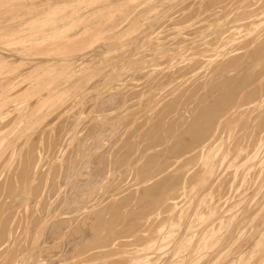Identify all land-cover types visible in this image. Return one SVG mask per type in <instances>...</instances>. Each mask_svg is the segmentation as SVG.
Returning a JSON list of instances; mask_svg holds the SVG:
<instances>
[{
	"label": "bare ground",
	"instance_id": "bare-ground-1",
	"mask_svg": "<svg viewBox=\"0 0 264 264\" xmlns=\"http://www.w3.org/2000/svg\"><path fill=\"white\" fill-rule=\"evenodd\" d=\"M127 1L137 0H0L1 173L3 170L8 172L17 163L14 172L10 170L0 178V201L8 196L12 199L8 204L4 200L9 207L3 205V200V204L0 203V264H264V0L258 8L238 11V16L230 21L229 26H216L220 31L217 35L213 32L215 41L204 42L202 48L198 45L194 51L191 50L195 46L191 50L186 47L173 49L174 52L168 50L173 52L168 54L170 58L193 61L194 65L189 62L193 70L200 71L215 61L220 73V79L216 74L218 80L212 78L213 75L209 80H201L203 76L199 74V78L196 74L200 81L193 82L194 86L189 84L193 86V95L195 91L203 90L202 94L199 93L202 98H199L204 104L200 107L196 104L200 109L193 108V104L192 112L188 111L194 114L196 121L192 124L190 119L189 125H185L186 117L184 127L190 126L186 130L187 135L183 125L180 126L182 135L177 132V126L183 119L178 122L179 116L174 115V119L170 116L182 94L191 90L187 83V89L181 87L184 89L182 92L177 90L184 83V78L177 79L186 76L180 71H176L175 77L170 73L173 76L164 84L171 81L175 84L167 87L163 95L158 96L157 91L154 96L135 95L136 98L141 96L138 98L145 103L141 108H135L138 104L130 105L131 108L134 106L132 109L128 108L129 105L124 106L123 95L122 98L115 94L106 97L100 92V96L106 98H102L101 103L98 100V104H102L99 108L102 107L105 113H100V121L97 115L99 122L90 124L92 120L90 123L88 120L86 124L85 120L80 125L90 124L89 127L84 126L88 129L83 136H75L80 119L84 117L79 112L76 114L74 111L76 117L68 122V126L62 116L67 112L58 111L54 114L57 118L53 119L52 115L49 120L48 115L59 108L74 88L71 83L77 77L76 70H73L76 56L91 50L97 41L106 38L101 30L92 31L91 22L112 19ZM158 14L159 10L156 16ZM77 28L83 30L76 34L74 30ZM122 38L121 34L115 35L110 42L123 46ZM235 44L238 47L234 48ZM3 51L9 54L4 55ZM164 53L161 52L162 55ZM170 62L168 66L172 64ZM223 71L230 73L224 72V75ZM93 72L85 71L78 78L89 81L95 75ZM106 80L104 77L103 82ZM207 88L209 92H204ZM211 88L215 89L214 95ZM189 93L191 95V91ZM87 94L83 91L80 95L83 98ZM185 98L181 99V104ZM195 100L192 99L191 103ZM129 109L130 112L125 114ZM184 115L182 112L181 116ZM238 129L249 130L242 131L240 136L236 135L241 132ZM95 132L99 133L97 137ZM84 140H92V144L88 142L91 144L88 151L78 146L85 143ZM77 147V150L84 151L82 156L75 151ZM46 152L57 154L59 163L46 172L44 169L50 166L47 162L49 166L42 173L38 168L44 165L41 160ZM107 154L115 157L113 163ZM108 159L116 172L119 171L118 174L113 172L114 169L111 171L117 177L113 183L127 171L134 173L135 178L131 185L127 183L130 189L127 186L120 194L106 195L109 202L102 205L105 199L101 203L94 193L97 188L103 189L106 179H109ZM51 169H54V174ZM58 173L63 175L62 183H59L65 188L61 198L58 196V203L64 204L60 212L63 215L59 217L56 210L37 214L38 222L32 220L37 225L34 222L30 226L34 225V230L22 220V224H15L17 208H21L28 219L29 211L42 201L44 186L53 179L55 186ZM53 175H57L56 179ZM220 185L225 190L218 196V188L217 192L215 188ZM215 192L217 197L213 195ZM11 203L19 207L9 211ZM79 212L82 220L80 218L75 224L73 221L79 219ZM101 230L103 235L107 231L105 237L99 235ZM75 232H78L75 238L84 232L85 239L72 240ZM28 233H31L30 237ZM41 236L48 238L40 245ZM64 236H68V240ZM58 247H65V253L58 251ZM37 256H42V259Z\"/></svg>",
	"mask_w": 264,
	"mask_h": 264
},
{
	"label": "rangeland",
	"instance_id": "rangeland-1",
	"mask_svg": "<svg viewBox=\"0 0 264 264\" xmlns=\"http://www.w3.org/2000/svg\"><path fill=\"white\" fill-rule=\"evenodd\" d=\"M206 1H207V3H206ZM209 1V2H208ZM229 1V2H228ZM236 1V2H235ZM239 1V2H238ZM243 1V2H242ZM189 2V3H188ZM206 4H205V3ZM228 2V3H227ZM238 2V3H237ZM248 2V3H247ZM260 2H262L261 0H177V1H173V0H137V1H131V2H126L125 3V5H123V6H121L122 8H121V11H117V13L112 17V19H110V18H105V19H101V20H99V19H96L95 21H93V22H91V27H92V31H96V30H98V31H100L101 30V32L104 34V36L106 37L105 39H102V40H100V41H97L95 44H94V46L93 47H91L90 49L91 50H86L85 51V53L84 54H82V55H78V56H76V58H75V60H74V68H73V70L76 72V74H77V77H76V79H75V81L73 82V83H71V85L73 84V86H74V88L72 89V91L66 96L67 98H65L64 99V101L62 102V104L59 106V108L57 109V110H55L54 112H52V113H50L49 115H48V118L49 117H51L52 115H53V117H54V114L56 113V114H58L57 112L59 111H61V113H66L67 112V114L68 115H70V114H72L71 112H76V114H78V112H79V114H81V115H83L84 117L82 118L81 117V119H80V123H79V125H78V128L76 129V131H75V136H78V137H80L82 134H85L84 133V131L86 132V130L88 129V125H90V124H93V122H95V121H98V117H97V115L99 116V121H100V116H102L101 114H103V113H105L104 111V109L101 107V108H99V106H102V104H100L102 101H103V99L102 98H106L108 95H114L115 94V96L117 95H121V98H122V95H123V98H122V100H123V104H124V106H128V108H130V109H132L131 108V106L130 105H133V104H138V105H136V109L137 108H141V107H143V105L145 104L142 100H141V96H146V95H153V94H156L155 92L157 91L158 93V96L159 95H163L164 94V92L166 91L167 92V90H168V88L167 87H171V85H173V84H175V81H171V83L170 84H167V85H165L164 84V82H166L167 81V79H171V77L170 76H173L174 75V77L176 76L175 74L177 73V72H179L180 71V73L181 74H186V76H183V77H181V78H179V79H177V80H180V79H183V81H184V83L177 89L179 92H182V90H184V89H187V86L189 85V84H191V85H193L194 86V84H193V82H197V81H200V80H198L200 77H202L203 76V79L202 78H200L201 80H204V79H206L207 78V80H209L208 78H211V75H213L212 76V78L213 77H216L218 74H220L219 73V69H218V66H217V63L215 62V61H213V64H212V62L210 63V64H212V65H208V66H205V67H203V69H200V71L199 70H193L192 68H193V66H192V64L191 63H193V61H183V60H178V59H176V58H170L169 56H168V54L169 53H173L174 52V50L176 51V49L178 50L179 48L178 47H186L188 50H191V47L193 48L194 46H195V48L194 49H192L191 51H194L195 49H197L198 47V45L200 46V48H202L203 46H205V45H202L204 42H213V41H215L214 39H216L215 37H216V35H217V33L220 31V28H219V30L217 29V27L221 24L222 25V28L223 27H225V26H229V23H230V21L233 19V18H235V17H237L238 16V11H239V13H241V11H244V9H253V8H258V5L259 4H261ZM171 3V4H170ZM203 3H204V6H207V9H205V7L203 6ZM216 3V4H215ZM188 4H189V6H188ZM213 4V5H212ZM228 4V5H227ZM173 5V6H172ZM219 5V6H218ZM184 6H185V8H184ZM210 6V7H209ZM243 6V7H242ZM245 6V7H244ZM179 7V8H178ZM241 7V8H240ZM250 7V8H249ZM253 7V8H252ZM202 8H204V10L202 9ZM217 9V10H216ZM158 10H159V14L156 16V13H158ZM205 11V12H203V11ZM256 10V9H255ZM202 11V12H201ZM227 11V12H226ZM260 11V10H259ZM258 10H257V12H259ZM165 12V13H164ZM194 12V13H193ZM212 12V13H211ZM155 13V14H154ZM201 13V14H200ZM224 13V14H223ZM163 14H165L166 16H164ZM162 15H163V18L161 19V17H162ZM184 15H186V17L184 16ZM191 15V16H190ZM223 15V16H222ZM168 16V17H167ZM220 17V18H219ZM160 18V19H159ZM214 18V19H213ZM219 18V19H218ZM218 19V20H217ZM186 20V21H185ZM222 20V21H221ZM184 21V22H183ZM211 21V22H210ZM219 21H221L219 24H218V22ZM180 22V23H179ZM187 22V23H186ZM184 23V24H183ZM225 24V25H224ZM167 25V26H166ZM135 28H134V27ZM149 26V27H148ZM205 26H206V28H205ZM217 26V27H216ZM129 27H132V29L131 28H129ZM198 27H200V28H198ZM128 28V29H127ZM138 28V29H137ZM209 28V29H208ZM215 28V29H214ZM131 29V30H130ZM137 29V30H136ZM202 31V32H200V30ZM203 29V30H202ZM205 29V30H204ZM213 29L215 30V31H213ZM83 29L82 28H77L76 30H74V32L76 33V34H78V33H80L81 31H82ZM126 30H127V32H126ZM217 30V31H216ZM130 31H132L131 33H132V35L130 36ZM133 31H134V33H133ZM130 34H129V33ZM172 32V33H171ZM176 32V33H175ZM182 32V33H181ZM188 32V33H187ZM193 32V33H192ZM216 34H214V33ZM170 33V34H169ZM184 33V34H183ZM190 33V34H189ZM191 33H192V35H191ZM119 34H121L122 35V39H123V42H125V44L122 46V45H120L119 43H111L110 42V40L115 36V35H119ZM126 34H129V35H126ZM180 34V35H179ZM126 35V36H125ZM169 35V36H168ZM191 35V36H190ZM125 36V37H124ZM164 37V38H163ZM200 37V38H199ZM127 38V39H126ZM197 38V39H196ZM126 39V40H125ZM179 41H178V40ZM189 39V40H188ZM203 39V40H202ZM158 40V41H157ZM178 42H182V43H178ZM167 41H168V43H167ZM193 43H192V42ZM171 42V43H170ZM167 43V44H166ZM177 43V44H176ZM192 43V44H191ZM116 44V45H115ZM119 44V45H118ZM165 46H164V45ZM173 44V45H172ZM175 44V45H174ZM158 45V46H157ZM160 46V47H159ZM255 46H257V45H255ZM259 46V45H258ZM197 47V48H196ZM234 48H236V47H238V44H235L234 46H233ZM232 47V48H233ZM163 48V50H161ZM157 49V50H156ZM170 49H172V51L173 52H168V50H170ZM174 49V50H173ZM158 50H160L159 52H158ZM237 50L238 49H236L235 51L237 52ZM241 50H243V49H241ZM155 51V52H154ZM157 51V52H156ZM171 51V50H170ZM239 51V50H238ZM161 52H166V54L164 53L163 55H164V57H166L167 56V59L166 58H164V57H162L163 55L161 54ZM186 52H188V51H186ZM240 52V51H239ZM242 52V51H241ZM151 53V54H150ZM159 53V54H158ZM189 53V52H188ZM3 54L4 55H8L9 53L8 52H6V51H3ZM148 54H150L149 56H148ZM166 55V56H165ZM141 58H140V57ZM83 57V58H82ZM158 57H159V59H158ZM77 58L79 59V60H77ZM81 58V59H80ZM155 58V59H154ZM137 59H138V61H137ZM148 59V60H147ZM165 60H166V63H165ZM170 60H172L171 62H170ZM175 60V61H174ZM78 61V62H77ZM182 61V62H181ZM111 62V63H110ZM169 62L170 63H172L170 66H172V67H170V66H168V64H169ZM185 62V63H184ZM187 62V63H186ZM189 62H191V63H189ZM214 62L216 63L215 65H214ZM218 62V61H217ZM139 63V64H138ZM144 63V64H143ZM155 63V64H154ZM162 63V64H161ZM189 64V65H188ZM73 65V64H72ZM173 65H175V66H173ZM177 65H178V67H179V69H178V67H177ZM182 67H181V66ZM186 65H188V66H186ZM193 65H194V63H193ZM128 66V67H127ZM131 66V67H130ZM153 66V67H152ZM158 66V67H157ZM165 66H167V67H169V68H167V67H165ZM135 67V68H134ZM137 67H138V69H137ZM148 67V68H147ZM161 67V68H160ZM175 67V68H174ZM208 67V68H207ZM82 68V69H81ZM158 68V69H157ZM164 68H166V69H168V70H165ZM181 68V69H180ZM184 68V69H183ZM188 68H190L189 70H188ZM210 68V69H209ZM126 69V70H125ZM134 69H136V70H134ZM147 69V70H146ZM157 69V70H156ZM176 69V70H175ZM183 69V70H182ZM206 69V70H205ZM213 69V70H212ZM98 70V71H97ZM142 70V71H141ZM145 70V71H144ZM185 70V72H183ZM205 70V71H204ZM210 70H212V72L210 71ZM216 70H218V71H216ZM85 71H94L92 74H95V75H92V77H91V79L89 80V81H87V80H82V79H79L78 78V76H80L81 74H83ZM123 71V72H122ZM128 71V72H127ZM150 71V72H149ZM160 71V72H159ZM163 71V72H162ZM177 71V72H176ZM193 71V72H192ZM199 71V72H198ZM214 71H216V72H218V73H216V72H214ZM220 71H222V70H220ZM146 72V73H145ZM162 72V73H161ZM166 72H168V76H166L167 75V73ZM206 72V73H205ZM214 72V73H213ZM224 72H227V73H230V71H223V73ZM100 73V74H99ZM112 73V74H111ZM138 73V74H137ZM141 73V74H140ZM150 73V74H149ZM152 73V74H151ZM158 73H159V75H158ZM165 74V76H163V78H162V75H164ZM170 73L172 74V73H174L173 75H170ZM222 73V74H223ZM231 73H233V71H231ZM104 74V75H103ZM127 74H129L128 76H127ZM137 74V75H136ZM148 74V75H147ZM178 74V73H177ZM191 74V75H190ZM197 74V75H196ZM200 74V75H199ZM202 74V75H201ZM215 74V75H214ZM217 74V75H216ZM100 75V76H99ZM120 75V76H119ZM141 75V76H140ZM199 77L198 79H197V77ZM199 75V76H198ZM224 75H225V73H224ZM224 75H222V76H224ZM106 77V81L105 82H103V79H104V77ZM111 76V77H110ZM135 76V77H134ZM146 76V77H145ZM156 76V77H155ZM160 76H161V78H160ZM194 76V77H193ZM206 76V77H205ZM141 79H140V78ZM152 77V80L150 81V78ZM153 77H155L154 79H153ZM167 77V78H166ZM169 77V78H168ZM196 77V78H195ZM94 78V79H93ZM99 78H102V79H99ZM125 78V79H124ZM166 78V79H165ZM173 78V77H172ZM187 78V79H186ZM195 78V79H194ZM161 79H162V81H161ZM186 79V80H185ZM192 79L194 80V81H192ZM215 79H217V77L215 78ZM218 79H220L219 78V75H218ZM217 79V80H218ZM81 80H82V82H81ZM97 80H100V82L98 81L97 82ZM114 80V81H113ZM119 80V81H118ZM121 80V81H120ZM146 80V81H145ZM147 80H149V83L150 82H152L151 84H153V85H151V84H149L148 83V81ZM154 80H155V82H154ZM161 82H160V81ZM176 80V81H177ZM191 80V81H190ZM196 80V81H195ZM186 81V82H185ZM96 82H97V84H96ZM111 82V83H110ZM163 84V86L165 85V87H163V86H161V84ZM163 82V83H162ZM192 82V83H191ZM92 83V84H91ZM110 83V84H109ZM133 83V84H132ZM147 83V84H146ZM155 83V84H154ZM159 83V84H158ZM188 85H187V84ZM66 83H64L63 85H65ZM77 84V85H76ZM95 84V85H94ZM131 84V85H130ZM146 84V85H145ZM160 86H158V85ZM89 85V86H88ZM120 85V86H119ZM154 85H155V87H154ZM187 85V86H186ZM191 85H189L188 86V88H190L191 90H189V92L191 91V95L192 96H195V98H196V100H195V98L194 97H192L191 95H190V93L187 91V92H185V93H183L182 94V98L181 99H184L185 97L187 98H185V101H183V104H181L180 102H182V100L180 99V102H178V103H176V105H175V107H176V109H175V107L173 108V111L172 112H170V116H171V118H173L174 117V115H175V117H177V116H179L180 118H179V121L178 122H180L182 119V122L186 119V117H187V124H185V125H189L188 124V122H190V121H192V124L193 123H195L194 121H196V118H195V116H194V114H192V113H189V112H192L191 110H192V106H193V104H195L194 106H193V108H198V109H200L199 107H200V105H202V104H204L203 102H201L200 100H201V96H200V94L199 93H201V92H203V90H200L199 92H197V91H195L194 93V95H193V86H191ZM104 86V87H103ZM106 86V87H105ZM132 86V87H131ZM191 86V87H190ZM88 87V88H87ZM145 87V88H144ZM152 87H154V88H152ZM181 87L183 88L184 87V89H182L181 90ZM186 87V88H185ZM76 88H77V90H76ZM116 88V89H115ZM143 88V89H142ZM214 88V87H213ZM213 88H211V89H213ZM217 87H215V89H216ZM79 89V90H78ZM88 89V90H87ZM110 89V90H109ZM112 89V90H111ZM114 89V90H113ZM137 89V90H136ZM147 89V90H146ZM150 89V90H149ZM157 89V90H156ZM159 89V90H158ZM211 89H210V91H211ZM215 89H213L212 91V95H214L213 93H214V90ZM86 91L88 94L85 96V97H81V93L83 92V91ZM116 90V91H115ZM125 90V91H124ZM128 90V91H127ZM133 90H136V91H133ZM155 90V91H154ZM95 91H97L96 93H95ZM132 91V92H131ZM141 91V92H140ZM145 91H147V92H145ZM151 91H153V92H151ZM159 91H160V93H159ZM177 91V92H178ZM209 92V88H207L206 89V91L204 90V92ZM217 91V90H216ZM76 92V93H75ZM101 92V93H100ZM113 92V93H112ZM117 94H116V93ZM122 92V93H121ZM134 92H136V94H134L133 95V93ZM143 92H144V94H143ZM151 92V93H150ZM73 93V94H72ZM101 94V96L103 95V96H106V97H101L100 96V94ZM103 93V94H102ZM123 93H125V94H123ZM126 93H128V94H130V96L127 94V96H126ZM141 93H142V95H141ZM163 93V94H162ZM187 93V94H186ZM196 93H198L199 95L198 96H196ZM216 93V92H215ZM72 94V95H71ZM98 94H99V96H98ZM146 94V95H145ZM166 94V93H165ZM189 94V96L187 97V95ZM202 94V93H201ZM71 95V96H70ZM97 95V96H96ZM135 95H141V96H137V98H136V96ZM185 95V96H184ZM91 96H92V98H91ZM125 96L127 97L126 98V101H125ZM133 96V97H132ZM154 96V95H153ZM155 96H157V95H155ZM157 96V97H158ZM192 97V99H194L195 100V102L193 103H191V101H192V99H191V97ZM80 99H79V98ZM100 97H101V100H100ZM132 99H131V98ZM138 97H141V98H138ZM184 97V98H183ZM199 97H201V98H199ZM73 98V99H72ZM74 98H76V99H74ZM82 98V99H81ZM96 98V99H95ZM128 98H130V100L128 99ZM190 98V100L188 101V99ZM211 98V97H210ZM197 99H199V102H201V104L198 102V100ZM67 100V101H66ZM79 100V101H78ZM98 100H99V104H98ZM139 100V101H138ZM126 103H125V102ZM129 101V102H128ZM140 102V103H139ZM191 103V104H190ZM198 103V104H197ZM140 104V105H139ZM188 104H190V105H188ZM196 104L197 105H199V107L198 106H196ZM70 105V106H69ZM72 105H74L73 106V108H70ZM178 105V106H177ZM137 106H139V107H137ZM196 106V107H195ZM65 107L67 108V109H65ZM80 107V108H79ZM98 107V108H97ZM183 109H185V110H182V108ZM190 107V108H189ZM203 106H201V108H202ZM245 107V106H244ZM244 107H242V108H244ZM62 108H64L63 110H62ZM87 108H88V110H87ZM95 108H97V109H95ZM180 110H179V109ZM100 109H102L101 111H100ZM130 109L129 110H127V111H125L124 113L125 114H128V112H130ZM175 109V110H174ZM187 109V110H186ZM190 109V110H189ZM65 110V111H64ZM85 110V111H84ZM96 110V111H95ZM104 110V111H103ZM122 110H125V107H122ZM178 110H179V112H178ZM87 111V112H86ZM95 111V112H94ZM100 111V112H99ZM103 111V112H102ZM177 111V112H176ZM184 111H185V113H184ZM188 112V114H187V112ZM75 112L72 114L73 115V117H72V115H70L71 117H68V115L67 114H62V116L64 115V119H63V117H62V119L65 121V125L66 126H68L67 124H69L68 122L70 121V120H72V118H74V117H76V115L74 116V114H75ZM102 112V113H101ZM173 112L175 113V114H173ZM180 112H181V115H182V112H183V117L180 115ZM86 113V114H85ZM95 113H98V114H95ZM101 113V114H100ZM178 113V114H177ZM92 114H94V115H92ZM189 114H191L190 115V118L188 119V117H189ZM67 115V116H66ZM89 115V116H88ZM192 115L194 116V118L195 119H193L192 120ZM59 116V115H58ZM93 116L95 117V119L96 120H94V118H93ZM127 116V115H126ZM52 117V118H53ZM174 117V118H175ZM206 117H208V116H206ZM48 118H47V120H48ZM55 118H57V115L53 118V119H55ZM93 118V119H92ZM128 119V117H125V119ZM173 118V119H174ZM202 118H204V117H202ZM202 118H201V120H202ZM59 119V118H58ZM124 119V120H125ZM191 119V120H190ZM49 120H50V118H49ZM86 120V124H87V122H88V120H89V122L88 123H90L91 121L90 120H92V123H90V124H88V125H83V127L81 126L80 127V125H82V123H84V121ZM190 120V121H189ZM205 120H206V118H205ZM98 121V122H99ZM180 123V124H178V126H177V132H179V134H181L182 132H183V129L181 130V127L180 126H182L183 125V127L182 128H184L185 129V127H184V123L186 122V120L183 122V123ZM203 122H204V119H203ZM191 125V124H190ZM84 126H88L87 128L86 127H84ZM179 127V128H178ZM84 128H85V130H84ZM187 128L189 129L190 128V126L189 127H187L186 126V129L184 130V133H186L187 131ZM79 129V130H78ZM82 130V131H81ZM241 130V129H240ZM239 129H238V131H240ZM249 130V129H248ZM248 130H245V129H243V130H241V132L240 133H238V132H236V133H238V134H236V135H239L240 134V136L241 135H243V133H242V131H244V133H245V131H247L248 132ZM186 131V132H185ZM95 133H97V132H95ZM184 133H183V136H185V135H187L188 134V132L184 135ZM99 133H97V134H94V136L96 135V137H97V135H98ZM182 135V134H181ZM180 135V136H181ZM83 136V135H82ZM85 141V143H86V141H87V145L83 142V143H80L81 145H78L80 148L83 146V148H81L82 150H89V148H91V144H92V140L90 141V140H84ZM88 142H90V143H88ZM104 143H105V141H104ZM249 143V142H248ZM83 144V145H82ZM88 144H89V146H88ZM84 145H85V149H84ZM79 147H77L76 148V150L75 151H78V156H80V153H81V156H82V154H83V152L80 150H77ZM70 149V148H69ZM66 151H67V149H66ZM66 151L64 152V154L66 153ZM70 151V150H69ZM50 154V155H49ZM51 152H46V153H44L43 154V156H42V160H41V164L43 165V163H44V165L43 166H40L38 169H42V171H43V169L44 168H46V166H47V164L49 163V167L47 168V169H44V170H47L46 172H48V170H50V168H52V166H53V168H54V164H56V163H59V159L57 158V154H52ZM63 154V153H62ZM48 155L49 156H52L51 157V160H49L50 158L48 157ZM53 155L55 156L54 158V160H53V162H52V159H53ZM66 155H68V153L66 154ZM106 156H109L110 157V159H112V161L110 160V159H108V161H109V163L107 164V167L109 166V168H108V171H109V173H108V177L107 178H109V179H106V185H104V186H102V187H104L103 189L102 188H97V192L99 191L100 193V195L99 194H97V192H95L94 194V196L96 197V199L98 198L99 200L101 199V203H102V201H103V204L102 205H107V203L109 202V199H107L108 197H106V195L107 196H110L111 194V196H113L115 193H118V194H120V193H122V191H124L126 188H127V186H128V188L130 189V187H129V185H131V182L133 183V181H134V178H135V176H134V173H132V172H130V171H127V172H125L124 173V175L122 176V174L120 175V177H118V180H117V182L115 181L114 183H113V179L114 180H116L117 179V177H115L116 176V174H118L119 173V171H117L116 172V169H114V165L112 164V166H111V162L113 163V160H114V158L113 157H111V155H109V154H107ZM65 158H66V156H64ZM63 157V158H64ZM44 158H46V160L44 159ZM59 158H62V157H59ZM47 159L49 160V161H47ZM17 160H18V157H17ZM45 161V162H44ZM111 161V162H110ZM48 162V163H47ZM50 162H51V164H50ZM2 163H0V168H3V166L1 165ZM17 164V163H16ZM16 164H14V165H12V167H16ZM110 164V165H109ZM58 164H56V166H57ZM14 168H12L11 169V167H10V170L11 171H13L14 172ZM112 168V169H111ZM16 169H17V167H16ZM41 169L39 170V172H41ZM114 169V171L113 172H116V174L114 173H112L111 171ZM9 170V171H10ZM52 170H54V169H51V173L52 174H54V172L52 171ZM120 170V169H119ZM4 172V176H6L7 174H8V172L6 171V170H3ZM5 171H6V173H5ZM2 171H1V169H0V173H1ZM45 171H43L42 173H44ZM3 173H1L0 174V178L2 179V176H3ZM113 174V175H112ZM57 175H58V177H57ZM57 175H53L54 177H55V179H56V177H57V179L55 180L56 181V183H54V185L55 186H53V184H52V181L54 180H51L50 182H49V184H51V186H49V184L47 183L45 186H44V193L42 194V201H40L39 203H40V205H36L35 206V204H34V209H32L31 211H29V214H28V219L24 216V212H22V209L20 208V210H19V208H17V207H19V206H17V205H15V203H11L10 205H12L10 208H12V207H14V208H12L11 210H10V208L8 209L9 211H12L13 209H15L16 210V208H17V210L15 211V212H17L14 216H16V220H15V224H16V222H17V224H18V222H20L21 220V222L24 224V222H25V224H27L28 226H29V228H31L32 230H34L35 229V226L37 225V223L36 222H38V218H37V216L38 215H44L46 212H48V211H50V212H52V210H53V212L56 210V212H58L59 211V217H60V215L62 214V213H60L62 210H63V208H64V204L63 203H58V199L59 198H61L60 197V195L62 196V191H64V189L65 188H63L64 186H62L61 187V185H60V183H59V181L62 183V181L61 180H63L62 178H61V176L63 177V175H61V173H58ZM60 175V176H59ZM110 175H112V176H110ZM4 176H3V178H4ZM52 176V177H53ZM110 176V177H109ZM115 177V178H114ZM124 177V178H123ZM133 178V179H132ZM108 180V181H107ZM126 180V181H125ZM54 181V182H55ZM108 182V183H107ZM122 182H124V183H122ZM59 183V184H58ZM129 185H128V184ZM113 184V185H112ZM109 185V186H108ZM125 185V186H124ZM224 184H222V187H225V186H223ZM52 186L54 187V188H56L57 187V189H55L54 190V188H52ZM108 186V187H107ZM120 186V187H119ZM106 187V188H105ZM122 187V188H121ZM125 187V188H124ZM221 187V185H220V187H216L215 189V191L217 192V188H218V196H220V194H223V192H224V190H225V188H222ZM51 188V189H50ZM219 188H220V190H219ZM222 188V189H221ZM47 189V190H46ZM100 189V190H99ZM116 189V190H115ZM112 190H114L113 192H111ZM128 190V189H127ZM126 190V191H127ZM55 191V192H54ZM102 191V192H101ZM104 191V192H103ZM125 191V192H126ZM220 191V192H219ZM216 192L213 194V195H216ZM49 193V194H48ZM101 193L103 194L104 193V196L103 195H101ZM118 194H116V196L118 195ZM43 196H44V198H43ZM58 196H59V198H58ZM98 196V197H97ZM101 196H103V197H101ZM110 196V197H111ZM99 197H101V198H99ZM106 197V198H105ZM216 197H217V195H216ZM216 197L214 198L213 197V199H216ZM48 198V199H47ZM104 198V199H103ZM97 199V200H98ZM5 200V201H7V204H8V202L10 201H12V199L8 196V197H6V199H5V197L3 198V199H1V201H0V203L1 202H3V201ZM44 200L46 201V200H48L47 202H44ZM60 200V199H59ZM5 201L3 202V203H1V205L3 204V205H5L6 203H5ZM6 204V205H7ZM42 205V206H41ZM46 205V206H45ZM50 205V206H49ZM8 206V205H7ZM7 206H5V207H7ZM40 206V207H39ZM45 206V207H44ZM47 206H49V207H47ZM9 207V206H8ZM43 207V208H42ZM48 208L47 209V211H45V209L44 208ZM52 207V208H51ZM41 208V209H40ZM50 208V209H49ZM42 212L41 214L39 213V212ZM45 213H44V212ZM32 213V214H31ZM22 214V215H21ZM38 214V215H37ZM18 215H20V217H18ZM63 215V214H62ZM78 216H80V212H79V214H78ZM17 217H18V219H19V221H18V219H17ZM34 217H36L37 218V220H36V218H34ZM42 217V216H41ZM41 217H39V219L41 218ZM82 216H80V217H78L79 219H77L76 221L74 220L73 222L75 223V224H78L79 222H77L78 220H80V218H81ZM34 218V219H33ZM27 219V220H26ZM31 221H30V220ZM32 220H35L34 222L36 223H34V222H32ZM81 220H82V218H81ZM24 221V222H23ZM28 221V222H27ZM20 222V223H21ZM30 222H32V223H30ZM73 222H72V225H74L73 224ZM81 222V221H80ZM19 223V224H20ZM21 223V224H22ZM30 223V224H29ZM32 224H35V226H34V228H33V226L32 227H30ZM152 225V224H151ZM31 229H29V231L31 230ZM31 230V231H32ZM30 231V232H31ZM101 232H102V230L99 232V235L101 234ZM76 233H78V232H75L74 233V238H75V234ZM84 233V232H83ZM83 233H79L80 235L78 236L77 235V238H75V239H73L72 238V240H74L75 242L76 241H80L81 240V238L80 237H85V235L83 234ZM103 233V232H102ZM107 233V231H105V234ZM146 233V232H145ZM148 233V232H147ZM146 233V234H147ZM151 233V232H150ZM104 234V235H105ZM28 235H29V237H30V235H31V233H28ZM66 235H67V233H66ZM65 235V236H66ZM68 235H70V233H68ZM102 235V236H101ZM100 236L101 237H105L103 234H101ZM64 236V239L66 238ZM99 236V237H100ZM83 237V238H84ZM100 237V238H101ZM41 239H39V241L38 242H40V241H42V243L40 242L39 244L41 245V244H44L45 243V241H47L45 238H48V236L47 237H45L44 238V236L42 237H40ZM62 238H63V236H62ZM68 236H67V240H68ZM79 238V240H77ZM43 239V240H42ZM85 239V238H84ZM83 239V240H84ZM61 250L62 252H64V250L63 249H65V247H63L62 249L60 248V247H58L57 248V250ZM58 250V251H59ZM58 251H57V255L59 254L58 253ZM60 251V254L62 253ZM65 251H66V249H65ZM56 252V251H55ZM65 253V252H64ZM38 257V259H42V256H37ZM0 262L2 263V260H0Z\"/></svg>",
	"mask_w": 264,
	"mask_h": 264
}]
</instances>
